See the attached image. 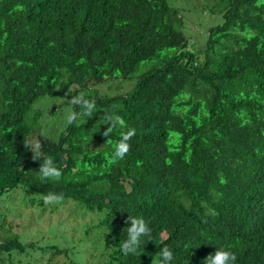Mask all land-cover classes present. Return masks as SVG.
<instances>
[{
	"label": "trees",
	"instance_id": "1",
	"mask_svg": "<svg viewBox=\"0 0 264 264\" xmlns=\"http://www.w3.org/2000/svg\"><path fill=\"white\" fill-rule=\"evenodd\" d=\"M179 1L0 0V198L62 194L53 208L102 214L104 235L80 254L90 264H153L163 247L170 264H203L217 248L264 264V0ZM80 93L93 115L57 139L38 131L39 105ZM115 116L127 127L105 137ZM35 141L59 179L40 176L43 159L23 145ZM129 216L151 235L125 256ZM12 229L2 221L0 264H83Z\"/></svg>",
	"mask_w": 264,
	"mask_h": 264
},
{
	"label": "rangeland",
	"instance_id": "2",
	"mask_svg": "<svg viewBox=\"0 0 264 264\" xmlns=\"http://www.w3.org/2000/svg\"><path fill=\"white\" fill-rule=\"evenodd\" d=\"M175 3L178 1L172 2L174 5ZM192 22L189 20V23ZM102 87L108 93L119 92L117 89H114L113 92L108 85ZM122 92L120 90V93ZM42 105L38 106L43 110L44 115L38 131L51 139H57L62 133L60 130L67 121L66 116L70 107L66 106L63 100L51 102L47 100ZM95 148L99 147L95 146ZM27 194L29 192L18 190L6 193L0 198V225L2 221H5L6 227L12 225V232L20 235L26 245L40 241L43 244L50 243L66 247L73 260L79 259L83 264H90L88 260L81 259L80 254L88 252L89 255H92L94 251H90L94 245L93 240L100 239L104 235L105 228L97 225L102 214L80 212L71 208L70 205L65 207L56 205L53 208L52 204H41L39 198H35V204H31V199ZM87 229L88 235L86 236ZM100 253L101 250L96 252V260ZM87 257L89 256L87 255ZM63 262L64 259L61 258L59 263L63 264Z\"/></svg>",
	"mask_w": 264,
	"mask_h": 264
},
{
	"label": "clouds",
	"instance_id": "3",
	"mask_svg": "<svg viewBox=\"0 0 264 264\" xmlns=\"http://www.w3.org/2000/svg\"><path fill=\"white\" fill-rule=\"evenodd\" d=\"M64 102L70 106H79L84 111L82 113H77L74 110H70L66 116V120L69 124L73 123L78 115H93L95 108V101L88 100L85 98L83 93L74 95L70 100H65ZM111 124L110 127L103 133L105 137L113 131V128L120 127L125 128L126 123L120 116H115L114 118L109 119ZM136 130L134 128H128L126 132H121V139L115 144L114 151L111 157L113 163L118 160H121L130 150V145L128 141L135 136ZM24 147H30L32 152V159L34 161H39L43 159V163L39 167V174L42 178L45 179H59L62 175L61 171L55 166L53 159L51 157L43 156V153L39 151L40 144L38 141H35L31 144L28 142L23 143ZM64 199L62 194L49 193L43 197L45 204L58 203ZM130 222V227H127L128 238L121 245L120 249L125 256L132 253L134 254L138 249L141 243V237L151 235V229L148 226V223L145 219L141 217H131L129 216L128 220L125 223ZM159 256L158 261H154L153 264H170L173 259V253L167 247H163L157 254ZM236 256L234 253L225 250L224 248H217V250L209 254L206 259L203 261V264H234L236 261Z\"/></svg>",
	"mask_w": 264,
	"mask_h": 264
}]
</instances>
